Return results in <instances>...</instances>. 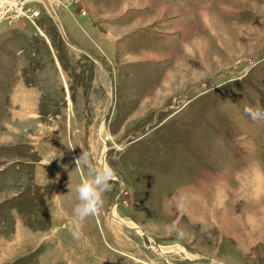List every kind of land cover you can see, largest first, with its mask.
<instances>
[{
    "label": "rangeland",
    "instance_id": "374dc122",
    "mask_svg": "<svg viewBox=\"0 0 264 264\" xmlns=\"http://www.w3.org/2000/svg\"><path fill=\"white\" fill-rule=\"evenodd\" d=\"M50 2L0 24V264H264V0ZM104 143L147 234L115 180L72 236Z\"/></svg>",
    "mask_w": 264,
    "mask_h": 264
},
{
    "label": "clouds",
    "instance_id": "9594fccd",
    "mask_svg": "<svg viewBox=\"0 0 264 264\" xmlns=\"http://www.w3.org/2000/svg\"><path fill=\"white\" fill-rule=\"evenodd\" d=\"M244 111L253 120L264 119V107L259 105L255 109L246 105ZM82 156L86 158L88 153L84 151ZM81 157L76 160V168L80 167ZM116 178V173L110 165L93 166L88 164L87 174L82 177L76 188L79 203L73 209L72 236L74 239H79L82 235L83 221L100 213L104 204V193L111 190V182Z\"/></svg>",
    "mask_w": 264,
    "mask_h": 264
},
{
    "label": "built area",
    "instance_id": "2783aa9c",
    "mask_svg": "<svg viewBox=\"0 0 264 264\" xmlns=\"http://www.w3.org/2000/svg\"><path fill=\"white\" fill-rule=\"evenodd\" d=\"M31 0H0V24L4 21H14L20 17H28Z\"/></svg>",
    "mask_w": 264,
    "mask_h": 264
},
{
    "label": "water",
    "instance_id": "95a60500",
    "mask_svg": "<svg viewBox=\"0 0 264 264\" xmlns=\"http://www.w3.org/2000/svg\"><path fill=\"white\" fill-rule=\"evenodd\" d=\"M48 6H49L50 9H52V6H51L50 4H49ZM53 16H55V15H53ZM55 18H56V17H55ZM56 21H57L58 27L60 28V30H61V32H62V34H63L65 40H66L71 46H73V47H75V48H79L75 43H73L72 41H70V40L65 36V33H64L63 29H62V26H61V22H60V20L57 19ZM113 103H114V101L112 100V103H111V105H110V107H109V110H108L107 114H109L110 110L112 109ZM107 114H106V115H107ZM104 144H105V146H106V151H105V153L103 154V161H104V164H105L107 151H108L109 149H111V148H110L109 146H107L106 143H104ZM116 180H118L119 183H120V185H121V192H120L118 198L116 199V202H115V204H114V207L117 206V203H118L120 197L122 196V194L125 192V189H126L125 186L123 185V182H122L119 178H116ZM112 216H113V218H114L115 220H118L119 222H122V224H123L124 226H127V227H129V228H131V229L142 230L144 234H147V232L144 231L141 227L130 226V225L126 224L125 222L121 221V219H120L118 216L114 215L113 213H112Z\"/></svg>",
    "mask_w": 264,
    "mask_h": 264
},
{
    "label": "bare ground",
    "instance_id": "6f19581e",
    "mask_svg": "<svg viewBox=\"0 0 264 264\" xmlns=\"http://www.w3.org/2000/svg\"><path fill=\"white\" fill-rule=\"evenodd\" d=\"M35 1H38V0H35ZM42 1H44L45 2V4L48 6L49 4L51 5V2H50V0H42ZM52 1V0H51ZM52 6V5H51ZM49 7V6H48ZM53 7V6H52ZM50 11H52V9H50ZM53 15H54V13H53ZM62 26V25H61ZM62 29H63V27H62ZM64 30V29H63ZM65 36H66V34H65ZM67 37V36H66ZM68 38V37H67ZM106 147V146H105ZM104 154V153H103ZM100 164H104V161H103V156H102V159H101V163ZM106 164V163H105ZM114 215H116V216H118L117 215V211H116V207H113V212H112ZM121 221H123V222H125L126 224H128V225H130V226H133L132 224H130V223H128V222H126V221H124V220H122L121 219ZM122 223V222H121Z\"/></svg>",
    "mask_w": 264,
    "mask_h": 264
}]
</instances>
